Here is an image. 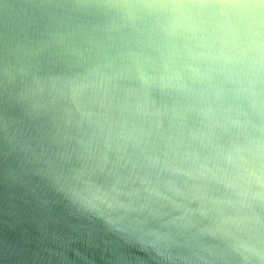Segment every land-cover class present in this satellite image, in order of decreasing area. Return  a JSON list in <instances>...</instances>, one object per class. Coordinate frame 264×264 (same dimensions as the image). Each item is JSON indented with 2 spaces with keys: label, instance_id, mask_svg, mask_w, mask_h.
<instances>
[{
  "label": "water",
  "instance_id": "water-1",
  "mask_svg": "<svg viewBox=\"0 0 264 264\" xmlns=\"http://www.w3.org/2000/svg\"><path fill=\"white\" fill-rule=\"evenodd\" d=\"M0 264H264V0H0Z\"/></svg>",
  "mask_w": 264,
  "mask_h": 264
}]
</instances>
